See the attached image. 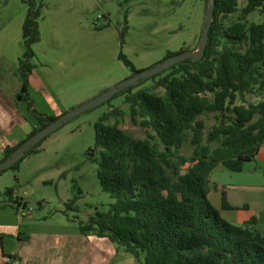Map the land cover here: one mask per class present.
Masks as SVG:
<instances>
[{"label":"trees","instance_id":"1","mask_svg":"<svg viewBox=\"0 0 264 264\" xmlns=\"http://www.w3.org/2000/svg\"><path fill=\"white\" fill-rule=\"evenodd\" d=\"M22 1L28 12L23 25L25 50L19 61L23 78L19 98L28 103L39 126L21 142L7 146L3 160L59 117L36 111L30 97L36 68L33 47L41 40L45 3ZM215 1L203 59L178 62L113 97L125 96L132 121L147 136L138 138L123 129L125 112L119 108L103 114L95 124V144L88 155L98 165L103 190L114 202L107 212L79 219L80 230L110 238L119 251L142 264H264V233L258 219L232 224L209 197L211 174L219 164L242 171L264 146V22L248 19L258 9L264 13V0H248L239 18L230 23L226 19L238 10L239 0ZM128 29L126 17L118 57L132 77L142 70L123 52ZM248 96L258 101L251 102ZM207 118L215 120L209 129ZM46 139L10 169L18 171L25 158L40 152ZM187 146L192 148L190 154L184 152ZM14 193V188L5 190L19 210L21 203ZM223 206L234 208L226 193Z\"/></svg>","mask_w":264,"mask_h":264},{"label":"rangeland","instance_id":"2","mask_svg":"<svg viewBox=\"0 0 264 264\" xmlns=\"http://www.w3.org/2000/svg\"><path fill=\"white\" fill-rule=\"evenodd\" d=\"M176 1L163 5L154 0H44L40 20L43 38L34 45V51L47 55L49 60H52V54H60L66 63L62 70H72L74 65L79 69L95 67L102 77L113 70L116 81L107 87L99 85L84 90V95L96 98L132 74L117 57L121 46L119 51L108 50L111 38L109 32L103 29L108 23L112 24L117 31L115 35L121 40L120 32L128 18L129 29L122 49L140 70L155 66L169 53L199 49L209 3L205 0ZM6 3L7 0H0V10L7 7ZM183 3L181 7L179 4ZM247 3L248 0H239L238 10L226 19V23L237 20ZM248 19L262 23L264 13L258 9ZM56 66L53 62L49 65L54 70ZM151 83L147 82L145 86ZM248 100L257 102L258 98L248 96ZM113 108L125 112L121 121L123 129L138 138L147 136V132L132 121L125 96L115 97L75 117L52 133L43 142L38 154H32L21 162L20 170L9 169L0 174V200L9 198L4 194L7 188H14L35 215L42 209L45 215L64 210L74 215L76 220H84L97 211L107 212L114 200L103 190L98 165L90 160L88 153L95 144V124ZM114 122L115 119L111 120V123ZM214 123V119L207 118L208 129ZM184 152L190 154L191 146H187ZM27 210L24 208V211ZM125 258L133 259L128 264H142L128 253L117 257V260Z\"/></svg>","mask_w":264,"mask_h":264},{"label":"crops","instance_id":"3","mask_svg":"<svg viewBox=\"0 0 264 264\" xmlns=\"http://www.w3.org/2000/svg\"><path fill=\"white\" fill-rule=\"evenodd\" d=\"M154 1L170 5L176 0ZM6 4L7 7L0 10V162L7 146L21 142L39 126L28 103L19 98L23 87L19 61L25 50L23 25L28 6L20 0H7ZM184 4L179 5L183 7ZM103 29L111 38L108 50L119 51L121 40L115 35L117 31L112 24ZM42 38L43 33L38 43ZM35 52L32 62L36 68L31 75L29 93L34 109L42 114L61 116L69 111L68 107L92 99L88 94L84 95L87 88L107 87L116 81L113 70L103 77L95 67L79 69L74 65L72 70H62L66 63L60 54H52V60H49L47 55L42 56L38 50ZM51 61L57 64L55 70L49 67ZM224 193L234 208H224ZM209 197L230 223L243 225L257 218L264 233V146L242 171H232L219 164L211 174ZM14 198L21 203L19 210L9 198L0 200V264H8V257L16 258L18 264H128L133 260H117L125 253L119 251L108 237L96 233L83 234L74 215L64 210L45 215L44 209L35 215L24 198L16 193ZM24 208L28 209L25 214Z\"/></svg>","mask_w":264,"mask_h":264},{"label":"water","instance_id":"4","mask_svg":"<svg viewBox=\"0 0 264 264\" xmlns=\"http://www.w3.org/2000/svg\"><path fill=\"white\" fill-rule=\"evenodd\" d=\"M215 8H216V1L209 0V8H208V13L206 17V25L202 33L200 47L197 51H188V52L173 54L167 57L165 60L161 61L160 63L156 64L155 66L149 69H146V70H142L141 73H139L138 75L128 77L127 79L119 82L115 86L101 93L96 98H93L92 100L85 102L81 104L80 106H77L65 112L64 114L59 116L56 120L51 122L48 126L41 129L34 136L27 139L23 143V145L20 146L11 156L1 161L0 162V173H2L5 170L10 169L12 166L17 164L34 146H36L37 144L42 142L44 139L49 137L52 133H54L64 124L71 121L75 117L83 114L84 112L106 103L107 101L112 99L117 93L121 92L125 88L131 85L137 84L141 80L149 79L165 71L172 65L178 62H181L183 60H186L188 58H192L194 61H200L201 59H203V57L206 54V48H207V45L210 39V30H211V27L214 21Z\"/></svg>","mask_w":264,"mask_h":264},{"label":"built area","instance_id":"5","mask_svg":"<svg viewBox=\"0 0 264 264\" xmlns=\"http://www.w3.org/2000/svg\"><path fill=\"white\" fill-rule=\"evenodd\" d=\"M26 211H24L23 213L25 214ZM8 264H18V260L16 258L13 257H8L7 258Z\"/></svg>","mask_w":264,"mask_h":264}]
</instances>
